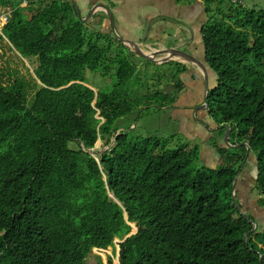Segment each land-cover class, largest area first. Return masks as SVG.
I'll return each instance as SVG.
<instances>
[{"label": "trees", "instance_id": "obj_1", "mask_svg": "<svg viewBox=\"0 0 264 264\" xmlns=\"http://www.w3.org/2000/svg\"><path fill=\"white\" fill-rule=\"evenodd\" d=\"M226 3L202 29L217 78L207 114L219 131L230 128L231 146L248 144L263 210L264 9ZM9 11L2 35L22 58H38L39 84L31 101L21 86L0 84V264H87L117 239L120 264H264V230L245 238L255 222L233 200L245 146L216 145L209 169L191 142L169 149L122 131L115 139L116 122L134 109L176 102L185 66L171 63L180 70L174 95L133 96V53L113 37L106 48L93 43L107 38L88 36L71 2L21 0ZM113 43L122 51L109 60ZM112 63L110 90L85 86L86 71L106 74ZM99 139L112 146L95 159L88 151ZM131 223L137 233L125 239Z\"/></svg>", "mask_w": 264, "mask_h": 264}, {"label": "rangeland", "instance_id": "obj_2", "mask_svg": "<svg viewBox=\"0 0 264 264\" xmlns=\"http://www.w3.org/2000/svg\"><path fill=\"white\" fill-rule=\"evenodd\" d=\"M226 1L227 0H223L225 3ZM242 4L249 7L248 4ZM220 7L224 8L221 5ZM220 7L210 5V18H212L213 15L218 18L222 17L221 12L216 11V8L218 9ZM253 7L257 10L264 9V0H253ZM1 18L2 17H0V20ZM2 28L3 27L0 24V35L2 36V38H0V84L7 87L14 85L17 87L21 86L28 100L31 101L37 91V85L39 84L35 76V69L39 67L38 58H22L3 37ZM111 40L113 39L102 38L98 41L95 39L92 42L100 48H106L111 44ZM121 51L122 50L115 44H112L107 58L109 60L110 58L113 59L114 56ZM129 59L132 65L136 68L131 80L132 82H130L131 84L129 83V88L133 96L150 95L158 91L174 95L173 80L180 71L179 68L171 63H165L162 65L153 64L134 54L129 57ZM175 63H179L187 69L184 70V72L179 73L180 75L178 76V79L181 81L182 79L184 81V78H189L190 80L192 79L191 77L199 78L203 74L201 69L200 71L196 70L193 76L187 74L188 67H192V64L185 60H179V62ZM109 68L110 71L106 73L107 75L101 73L100 70L95 73L86 71L87 85L93 88L94 92H106L111 89L114 81H116L115 74L117 68L113 63L110 64ZM209 79V90L211 91L216 86L217 78L212 74V76H209ZM137 80L139 81L137 82ZM185 83L187 86L183 83V92L178 96L176 102L170 108L159 109L157 105H154L155 107L134 109L129 115L116 122L115 126L119 128V132L130 133L133 137H155L168 140L169 149H175L177 145L184 142H191L192 144L199 146L200 151L203 146L212 148L216 145L219 146V142H222L225 146L229 147V142L226 143L224 141L226 131L223 132L217 129L216 132L213 131V134L210 135V139L206 140V136L203 134L205 130L200 129V117H203L204 115L206 116L205 113H207V110L201 108L203 106V101H201L204 91L203 82L200 81L196 88L192 87V83H194L193 81H185ZM192 88L195 89H193L194 92H191ZM192 96H195L196 103L202 104L201 106L195 107V112L198 113V116L194 118V127L192 126V122H189L190 119L188 121L189 115L187 114L188 112L191 114L192 111ZM183 117L187 119V125H189V127L183 126ZM180 120L182 125L181 128L178 126ZM189 137H193V140H188L187 138ZM111 146L112 145H108L106 141L99 139L95 147L91 150V155L95 159H98L99 156L103 154V152L108 151ZM206 156L209 158V154ZM213 165L214 164L204 162L203 160L198 163V167L205 166L209 169H212L214 167ZM256 176L255 161L253 156L249 154L248 161L238 176L239 179L235 191V198L238 202L242 201L240 205L241 212L254 219V226L259 233L264 230V209L262 210L260 208L258 203L259 196L254 189ZM130 227V234H136L138 230L136 223H131ZM256 234L255 231L251 233L253 237L256 236ZM123 241L124 240L119 239L115 240L113 245L106 250L93 249L92 257L87 260V264H91L97 259H100L103 264H120V244Z\"/></svg>", "mask_w": 264, "mask_h": 264}, {"label": "crops", "instance_id": "obj_3", "mask_svg": "<svg viewBox=\"0 0 264 264\" xmlns=\"http://www.w3.org/2000/svg\"><path fill=\"white\" fill-rule=\"evenodd\" d=\"M21 0H0V17L9 14V7L20 2ZM73 2L78 9L81 21L85 24L86 33L89 36H101L106 38H115L116 36L130 40L139 45L144 52L163 51L165 49L181 47V50L197 58L203 62L205 54L202 29L210 19V5L216 7H227V3L223 0H68ZM244 4H248L249 8L253 7V0H242ZM21 7L26 5V2H21ZM218 9L216 8V11ZM108 13L112 15L116 36L111 31V25L108 18ZM78 16V14H77ZM115 44V43H113ZM116 45V44H115ZM124 48L130 50L122 43ZM118 46V45H116ZM162 60L163 56L156 58ZM175 62V61H174ZM173 63V62H169ZM188 67L187 74L193 76L199 67ZM206 67L207 80L209 86V76L212 72ZM197 68V69H196ZM199 69V70H198ZM202 71V70H201ZM200 73V72H199ZM203 73V71H202ZM184 78V77H182ZM184 78L185 81H193L192 87L196 88L199 82L205 84L203 74L201 77ZM216 85V84H215ZM192 88L191 92H194ZM189 89V88H188ZM195 90V89H194ZM194 95V94H192ZM204 95V91H203ZM203 95L201 101H203ZM192 111L188 112V121L192 122L194 127V118L198 113L195 112V107L202 104L196 103L195 96H192ZM200 101V102H201ZM179 112V111H178ZM206 112V111H205ZM200 117V129L205 130L204 135L206 140L210 139L213 131L216 132L217 126L205 113ZM184 120L183 126L187 125V119ZM181 128V120L178 124ZM214 126V127H213ZM208 135V136H207ZM192 141L193 137L187 138ZM219 146H225L219 142ZM209 154V158L206 156ZM200 158L204 162L217 164L215 149L208 146L201 148ZM242 201H240L241 205ZM256 221V220H255Z\"/></svg>", "mask_w": 264, "mask_h": 264}, {"label": "water", "instance_id": "obj_4", "mask_svg": "<svg viewBox=\"0 0 264 264\" xmlns=\"http://www.w3.org/2000/svg\"><path fill=\"white\" fill-rule=\"evenodd\" d=\"M71 1V0H70ZM71 3L74 5L75 9H76V12L78 14V18L80 19V14L78 12V9L76 8L75 4L71 1ZM108 18H109V21H110V25H111V31L112 33L116 36V33H115V27H114V23H113V19H112V15L110 13H108ZM81 20V19H80ZM116 39L123 43L129 50L131 53H133L134 55L138 56V57H141L153 64H157V65H162V64H165V63H169V62H179V60H185L187 61L188 63H191V64H194L195 66L199 67L202 71H203V74H204V79H205V84H204V95H203V100H204V103H203V106L201 107L202 109H205L207 110V107H208V102H207V99H208V93L210 92L209 90V86H208V80H207V73H206V55L204 54V57H203V62H201L200 60H198L197 58L193 57L192 55L184 52L181 50V47L179 46H176L174 48H169V49H165L163 51H155V52H144L138 44L130 41V40H126V39H123V38H120L118 36H116ZM159 56H163V59L162 60H157L156 58L159 57ZM87 86L88 88H90L91 90H93V88L89 87L88 85H85ZM94 91V90H93ZM96 93V92H95ZM229 132H230V128L228 127L227 130H226V133L224 135V141L227 143L228 142V137H229ZM121 134V131L118 132L116 135H115V139ZM241 146H245L246 147V158H248L249 156V146L247 143H242L240 145H236V146H231L229 145V147L231 148H239ZM88 153L91 155V150L88 151ZM255 161V166H256V159L254 160ZM245 162V161H244ZM244 165V164H243ZM242 165V166H243ZM257 172V170H256ZM238 176H235L234 178V182H233V200L236 201V198H235V191H236V187H237V182H238ZM256 178V177H255ZM109 198L117 203L118 205H120V203L118 202V200L114 197L113 194H109ZM125 218L126 217V214H125ZM131 225V224H129ZM256 230L255 226H253L252 230L245 236V238L248 237L249 234H251L252 232H254ZM137 233V232H136ZM130 236H132L131 234H129L125 239L129 238ZM259 264H262V257H260V260H259Z\"/></svg>", "mask_w": 264, "mask_h": 264}, {"label": "built area", "instance_id": "obj_5", "mask_svg": "<svg viewBox=\"0 0 264 264\" xmlns=\"http://www.w3.org/2000/svg\"><path fill=\"white\" fill-rule=\"evenodd\" d=\"M232 4L234 5H243V1L242 0H230ZM8 15L9 14H6L4 15L1 20H0V24L2 25V27L4 26V24L7 22V19H8Z\"/></svg>", "mask_w": 264, "mask_h": 264}, {"label": "flooded vegetation", "instance_id": "obj_6", "mask_svg": "<svg viewBox=\"0 0 264 264\" xmlns=\"http://www.w3.org/2000/svg\"><path fill=\"white\" fill-rule=\"evenodd\" d=\"M247 162V161H246Z\"/></svg>", "mask_w": 264, "mask_h": 264}]
</instances>
